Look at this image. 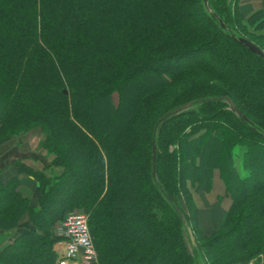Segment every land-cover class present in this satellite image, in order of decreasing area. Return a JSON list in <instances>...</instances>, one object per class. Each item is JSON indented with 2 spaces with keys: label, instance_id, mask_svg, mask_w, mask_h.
I'll return each instance as SVG.
<instances>
[{
  "label": "trees",
  "instance_id": "trees-1",
  "mask_svg": "<svg viewBox=\"0 0 264 264\" xmlns=\"http://www.w3.org/2000/svg\"><path fill=\"white\" fill-rule=\"evenodd\" d=\"M238 2L0 0V147L40 129L48 160L42 170L16 160L7 176L0 165V233L29 224L0 264H35L27 254L55 264L54 229L76 210L89 212L97 264L264 262V111L250 101L264 94V59L238 41L263 50L247 37L264 40V0L249 17ZM187 103L196 111L167 116ZM215 170L231 205L204 235L192 193L210 191ZM22 175L37 183L30 199Z\"/></svg>",
  "mask_w": 264,
  "mask_h": 264
},
{
  "label": "crops",
  "instance_id": "crops-1",
  "mask_svg": "<svg viewBox=\"0 0 264 264\" xmlns=\"http://www.w3.org/2000/svg\"><path fill=\"white\" fill-rule=\"evenodd\" d=\"M261 7L262 0H239L238 2L239 11L244 17H249L254 12L261 9ZM23 151V147L12 148L3 146L1 148L0 155H4L5 158L4 162H2V165L4 172H6V176L9 174L11 165L16 160H21L22 163L35 170H40V166L38 165V163H41L40 161L43 160V158L39 160L35 159V157L31 155L33 153L36 154V148L34 149V151L28 152L26 154ZM15 153H17L16 156L14 155ZM53 171L58 173L56 168L53 169ZM21 178L22 181L18 190L23 196L30 199L35 195L37 183L32 177L29 176L22 175ZM219 182V173L214 171L212 188L210 189V191L202 194L193 193L194 203L198 209V228L204 235H210L218 228L224 215L231 205V200L229 201L227 198L228 196L226 195L225 187H222ZM216 183H218V188H220L218 192V189H214ZM28 227V221L25 219L22 221L21 226L18 230H16V232L0 234V250H2L7 244H9L17 234Z\"/></svg>",
  "mask_w": 264,
  "mask_h": 264
},
{
  "label": "rangeland",
  "instance_id": "rangeland-1",
  "mask_svg": "<svg viewBox=\"0 0 264 264\" xmlns=\"http://www.w3.org/2000/svg\"><path fill=\"white\" fill-rule=\"evenodd\" d=\"M258 34V33H257ZM251 36H249V37H247V38H251L257 45H261V49H263L262 51L264 52V40L263 39H261V38H257L256 36H253L252 34H250ZM169 65V64H168ZM163 66V65H162ZM170 66H177V65H170ZM148 72V71H147ZM222 75L226 78V80L227 81H229V82H231V83H233V84H235V77L234 76H237L236 75V73H228V72H224V70L222 71ZM136 85V84H135ZM136 88H139V87H135V86H133V88H132V90H131V93L132 92H134V89H136ZM131 93H129V95L128 96H126V99L127 100H132V95L133 94H131ZM256 93V90L255 91H253L252 93H251V95H250V101H252V103H254V105H255V107L258 109V110H260V111H264V94H262V92H259V94L258 95H254ZM112 101H113V104L115 105V106H118V103H119V96H118V94L115 92V93H113L112 94ZM103 105V104H102ZM101 104L96 108V109H101V110H103L102 112H105L104 110L106 109V108H101V107H103ZM192 107V106H191ZM191 107L190 108H188L187 110H189V109H191ZM192 109L193 110H195L196 111V109H194L193 107H192ZM184 111H186V110H184ZM103 115L105 114V113H102ZM107 117H108V115H107ZM41 138V139H39V138ZM44 139V134L42 133V131L40 130V129H34V130H32V131H30V132H28V133H26V134H21L20 136H18V137H15V138H13V139H11L9 142H7V143H5L4 145H2L1 147H0V151H1V148L3 147V146H8V147H12V148H16V147H23L24 148V153L26 154V153H28V152H32V151H34V149L36 148V150H37V147L39 146V143L42 141ZM39 140V141H38ZM15 151V150H14ZM263 155H264V153H262ZM15 156L17 155V153H15L14 154ZM32 156H34L35 157V159H42L43 158V160H41L40 162L41 163H38V165L40 166V170H42L43 168H44V166H46L47 165V163H48V160H47V158L45 157V153L43 152V153H39L38 151H36V154L35 153H33V154H31ZM14 157V156H13ZM4 160H5V158H4V155H0V165H1V168H3V165H2V162H4ZM15 162V161H14ZM261 163V162H260ZM261 164H263V163H261ZM57 169V174H59V173H61L62 172V168H56ZM51 171H53L52 169H47V170H45V174L48 176L49 174H50V172ZM215 172H218L217 170H215ZM219 173V172H218ZM87 176V175H86ZM85 176V177H86ZM30 177V176H29ZM218 178V177H217ZM219 180V179H218ZM222 182V180L220 179V182H219V184L223 187L224 186V184H223V182ZM218 183H216V185H215V190H217V192L219 191V189L220 188H218V185H217ZM223 184V185H222ZM192 192H193V190H192ZM192 195H194L193 193H192ZM68 196V194H64V197L62 198V199H66V197ZM228 198V200L230 201L231 199H230V197L228 196L227 197ZM176 200H177V202L181 205V207H183L184 208V210H185V207H184V204H183V201H182V198H181V196L180 195H178V196H176ZM211 201H212V199H211ZM63 203V202H62ZM76 211H81V212H85L87 215H88V220H89V212H87L86 210H76ZM188 227L191 229V231H192V228L188 225ZM136 231H133V233L134 234H140L141 233V231H140V228H136L135 229ZM23 231H25V230H23ZM26 231H28V230H26ZM11 232H16V230H12V231H10V233ZM243 232H244V228H242L241 230H238V232H236L235 233V235L232 237V238H229V239H226V240H221V241H219V243H218V245L219 246H221V254H226V253H228L233 247H234V245L235 244H239V243H241L242 241H244V239H245V235L243 234ZM4 233H8V232H4ZM0 234H2V233H0ZM193 234V233H192ZM18 235V234H17ZM17 235L15 236V237H17ZM130 235H131V233H130ZM133 235V234H132ZM14 237V238H15ZM128 237V236H127ZM145 242H147L148 241V239H147V236H144L143 235V238H142ZM189 239V238H188ZM195 239V238H194ZM14 240V239H13ZM12 240V241H13ZM11 241V242H12ZM58 241V240H57ZM57 241L54 243V245H53V251L55 252V255H56V259H57V254H58V252H57V250H56V248H55V246H56V243H57ZM189 241V240H188ZM187 244V247H188V251L190 252V253H192V248H191V244H189V242L188 243H186ZM8 245V244H7ZM6 245V246H7ZM96 250V249H95ZM1 251V250H0ZM189 253V254H190ZM96 254H97V251H96ZM27 257H29L30 259H33V261L32 260H30V261H32L33 263H35V264H38L37 262L38 261H35V260H39V258L37 257V255H31V254H27ZM28 258V259H29ZM260 258L261 257H254V258H252V259H250L249 261H247L246 263H244V264H264V262L262 261V260H260ZM29 261V260H28ZM56 262V261H55ZM98 263V255H97V259H96V262H95V264H97ZM197 264H208L207 263V260H206V258H204V257H202V259H198V262H197Z\"/></svg>",
  "mask_w": 264,
  "mask_h": 264
},
{
  "label": "built area",
  "instance_id": "built-area-1",
  "mask_svg": "<svg viewBox=\"0 0 264 264\" xmlns=\"http://www.w3.org/2000/svg\"><path fill=\"white\" fill-rule=\"evenodd\" d=\"M58 237V252L55 264H92L97 254L88 226L85 212L68 213L54 229Z\"/></svg>",
  "mask_w": 264,
  "mask_h": 264
},
{
  "label": "water",
  "instance_id": "water-1",
  "mask_svg": "<svg viewBox=\"0 0 264 264\" xmlns=\"http://www.w3.org/2000/svg\"><path fill=\"white\" fill-rule=\"evenodd\" d=\"M206 1V0H205ZM240 44H242L244 47H246L251 53L255 54L256 56L264 59V52L262 50H260L258 47H256L254 44H252L250 41L244 39V38H241L238 40ZM228 104H229V107H230V110L235 112L236 114L240 115V112L235 108V106L233 105V103L231 101L228 100ZM192 106V103H187V104H184L178 108H176L175 110H173L171 113H169L167 116H172L174 114H177L181 111H184V110H187L188 108H190ZM164 118H161L159 120V122H161ZM154 151H155V147H153V155H154ZM180 218H181V221L183 223V226L186 230V233H187V236L189 238V241L192 245L195 244V239H194V236L192 234V231L191 229L188 227L187 225V222H186V219L184 217V215L182 213H180L178 211V209H176Z\"/></svg>",
  "mask_w": 264,
  "mask_h": 264
}]
</instances>
